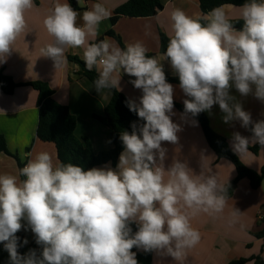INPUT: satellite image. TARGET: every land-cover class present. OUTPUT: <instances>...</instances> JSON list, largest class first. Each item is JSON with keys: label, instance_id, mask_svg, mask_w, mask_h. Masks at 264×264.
Instances as JSON below:
<instances>
[{"label": "clouds", "instance_id": "clouds-1", "mask_svg": "<svg viewBox=\"0 0 264 264\" xmlns=\"http://www.w3.org/2000/svg\"><path fill=\"white\" fill-rule=\"evenodd\" d=\"M34 7V0H0V63L15 50L27 29L26 13ZM110 15L101 2L81 14L67 0H53L43 20L52 42L40 53L59 68L68 49H82L87 70L98 73L93 85L99 93L121 90V77L128 75L142 95L139 104L127 100L126 106L145 123L121 132L123 151L115 169L85 170L41 151L16 174L0 173V244L9 264H138L133 248L183 264L201 240L192 218L224 211L227 188L203 164L199 174L178 159L165 167L162 144H177L182 127L171 118L174 87L162 60L169 61L187 97L184 114L195 117L218 104L225 123L251 125V137L232 136L237 154L246 153L250 143L264 147V119L254 122L230 95L234 87L241 96L251 94L264 103V0L241 6L240 30L224 6L197 17L173 10L162 60L148 56L141 42L123 48L107 37L90 42ZM21 230L34 234L39 255L35 249L20 254Z\"/></svg>", "mask_w": 264, "mask_h": 264}, {"label": "crops", "instance_id": "crops-1", "mask_svg": "<svg viewBox=\"0 0 264 264\" xmlns=\"http://www.w3.org/2000/svg\"><path fill=\"white\" fill-rule=\"evenodd\" d=\"M126 1L77 0L79 10L76 11L81 14L96 2L103 3L111 13L110 17L101 23L98 36L90 39V42L107 37L120 46L115 38L106 35L111 30L119 37L123 47L130 43L141 42L147 49L146 54H153L162 60L163 54L159 52V33L168 38L172 35L170 22L172 11L179 8L192 17L202 15L198 0H160L163 7L155 16L120 17L111 24L113 11ZM34 4L35 7L26 13L25 33L18 38L14 45L15 50L7 57L6 62L0 63V69L17 84L45 83L53 92L52 98L66 106L76 118L75 136L88 139L95 153L111 150L113 145L109 129L92 118V114H102L111 97V91L94 93L91 82L80 74V67L67 59L70 55L83 61L82 49H68L65 52L66 62L59 68L55 67L50 58L41 56L40 49L52 42V37L44 28L43 20L53 0H34ZM222 6L230 21L242 20L241 6L230 4ZM78 22L82 21L78 19ZM161 63L166 77L176 76L169 61L162 60ZM129 80L126 74L122 75L121 90H116L126 99L139 104L142 92L135 89ZM170 84L174 87V102L183 103L187 97L180 90L179 84ZM230 95L235 97L236 102L242 104L245 111L250 112L254 122L264 119V103L253 95L243 97L234 87L230 89ZM37 97V92L29 85L15 88L11 95H5L0 91V135L5 140L8 152H0V173L16 174L19 165L24 166L30 156L41 151L48 152L54 161L57 160L55 146L36 138ZM173 113L171 118L173 122L181 125L182 131L178 133L177 144L167 142L162 144L167 149L165 167L178 159L186 162L197 174L200 173L203 164L205 170L216 174L224 185L233 180L236 176L234 166L225 159H217L215 153L208 147L198 123L188 114L181 113L175 108ZM182 114L185 116L184 119L181 118ZM203 114L207 117L211 129L225 139L229 149L239 160L247 168L259 172L264 166V147H261L256 155L247 150L242 156L232 148L233 134L239 132L242 136L251 137V125L249 128H244L239 121L225 123L222 119L224 113L221 112L218 104L210 111H204ZM253 145L255 144H249V146ZM119 156L114 166L108 163L97 168L110 165L115 169ZM262 204H264V181L257 189H251L247 179H240L232 195L227 198L222 213L217 215L201 213L192 218V226L200 232L201 240L194 248L188 250L183 264H230L232 261L256 256L264 260V241L253 236V233L262 229L259 220ZM23 235L28 243L21 255L28 252V246L34 238L30 230L23 231ZM41 250V247L37 250L38 255ZM0 264H9V254L1 247ZM152 264H177V262L170 256H158L152 253ZM245 264H253V261Z\"/></svg>", "mask_w": 264, "mask_h": 264}, {"label": "trees", "instance_id": "trees-1", "mask_svg": "<svg viewBox=\"0 0 264 264\" xmlns=\"http://www.w3.org/2000/svg\"><path fill=\"white\" fill-rule=\"evenodd\" d=\"M67 1L75 10H79L77 0ZM198 1L202 14H206L212 9L225 4L242 6L247 2V0ZM162 7L163 6L160 0H127L113 11L110 22L111 24H114L120 17H152L162 10ZM230 22L233 23L237 30H240L243 26L242 20H231ZM106 35L115 38L121 48H123L119 37H117L111 30H109ZM168 42L169 38L164 34L159 33V52L161 54H164L166 51ZM147 55L150 57L154 56L153 54ZM67 59L77 64L80 67V74L87 78L93 85V81L98 76L95 69L92 71L87 70L84 61L80 60L76 56L69 55L67 56ZM128 78L132 79L129 76ZM166 79L169 83L179 84L178 75L174 77H166ZM26 85L31 86L38 94V122L36 128V138L41 142L52 143L56 149L57 160L63 163H73L83 167L85 170L108 163L114 166L118 156L123 151V144L120 140L121 132L128 131L130 133L132 131L131 125L133 123H136L138 126L145 123V121L139 118L135 112L130 111L126 106V101L128 99H126L116 89H111V97L104 107L102 114H92V118L109 129L113 147L109 151L95 153L88 139L77 138L75 136L76 118L69 112V109L66 106L57 103L52 98L53 92L45 83L31 82L28 84H17L10 77L3 74L0 69V91L3 94L11 95L15 88ZM96 92L97 91L94 88V93ZM173 108L181 113H184L183 103L174 102ZM188 115L198 123L208 147L215 153L217 159H225L235 168V178L225 184V187L227 188V198L232 195L236 184L243 178L248 180L251 189H257L261 185V182L264 181V166L261 167L259 172L247 168L229 149L225 139L211 129L208 119L203 112L199 113L195 117H193L190 113ZM250 135H252L251 130ZM260 148V145L255 144L253 146H248L247 150L256 155ZM0 152L8 153L5 146V140L1 135ZM22 167L23 166L19 165V168ZM261 213L264 214V204L261 205ZM259 220L262 225V229L253 233V236L264 241V216H262ZM132 227L133 231H136L135 225ZM17 235L20 237L21 247H19L18 251L21 254L26 247V245L22 243L24 240L23 231L21 230L17 233ZM0 247L4 249L3 244H0ZM40 247L41 246L36 244L34 237L28 246V251L30 249H35L37 252ZM133 251L137 253L136 258L138 260V264H152V253H145L135 248H133ZM248 261H253V264H264V260H262L260 256L253 257L251 259H239L230 262V264H245Z\"/></svg>", "mask_w": 264, "mask_h": 264}, {"label": "built area", "instance_id": "built-area-1", "mask_svg": "<svg viewBox=\"0 0 264 264\" xmlns=\"http://www.w3.org/2000/svg\"><path fill=\"white\" fill-rule=\"evenodd\" d=\"M262 216H264V214L261 213V214H260V218H261ZM260 218H259V219H260Z\"/></svg>", "mask_w": 264, "mask_h": 264}]
</instances>
